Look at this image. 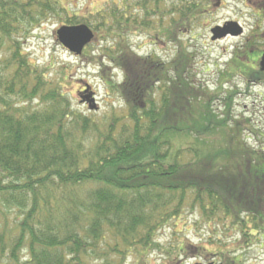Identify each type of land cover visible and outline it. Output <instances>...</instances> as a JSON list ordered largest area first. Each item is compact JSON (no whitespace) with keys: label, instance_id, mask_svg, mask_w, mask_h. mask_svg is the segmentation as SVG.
<instances>
[{"label":"trees","instance_id":"16d2710c","mask_svg":"<svg viewBox=\"0 0 264 264\" xmlns=\"http://www.w3.org/2000/svg\"><path fill=\"white\" fill-rule=\"evenodd\" d=\"M133 1L78 14L61 0H0V264H126L129 254L148 264L154 252L166 264H242L264 236V146L248 144L246 132L264 135L233 114L235 90L220 95L233 72L213 90L201 86L180 38L218 0ZM52 18L94 31L99 49L82 54L122 73L121 82L106 74V84L124 111L74 110L50 66L29 57L24 41ZM138 34L174 42V57L138 55L129 42ZM187 214L206 238H157L166 227L176 234Z\"/></svg>","mask_w":264,"mask_h":264},{"label":"rangeland","instance_id":"374dc122","mask_svg":"<svg viewBox=\"0 0 264 264\" xmlns=\"http://www.w3.org/2000/svg\"><path fill=\"white\" fill-rule=\"evenodd\" d=\"M61 1L69 6L70 13L84 14L86 11H92L93 8L97 9L103 0ZM230 19L238 20L244 26L245 33H252L259 29L264 30V0H249L248 2L246 0H223V6L214 7L203 22L180 34L182 40L190 42L188 50L193 55L191 72L194 80L209 90H213L217 86L221 72L226 69L227 62L230 60V46L236 40H211L209 28ZM59 25L60 21L52 18L33 31V35L24 41L25 51L29 53V57L38 66H50L48 78L59 85L74 110L92 116L109 114L112 107H115L117 113L124 111L122 99L115 90H111L106 84V74L108 77L111 76L112 80L121 82L122 73L102 59L100 62L105 64L106 69L101 71L99 63L88 61L83 54L76 56L67 51L58 43L54 34V30ZM129 42L138 55L145 56L154 53L164 62L174 57L177 48V44L174 42H153L146 35L140 34L130 35ZM90 45L91 51H97L100 41L96 39ZM224 48H226L225 51ZM255 76L260 78L261 75L256 74ZM248 78L252 77L248 75ZM263 80H259L261 83H246L241 76L232 75L229 81L223 84L220 95L224 97L230 90H235L233 93V114L238 115L239 118L248 119L250 125L264 135ZM89 104L94 108L90 109ZM246 136H248L246 140L248 144L264 146V137L259 133L247 131ZM6 215L9 221H18L16 219L17 210L7 211ZM195 220V215L187 214L174 227L177 235L172 234L166 227L159 232L157 238L162 243L171 241L174 237L186 238L194 243L200 242L202 236L207 234V229L205 224L200 227L194 225ZM233 239L234 237H229V240H226L228 244H231ZM20 256L21 262L27 258L24 250L20 252ZM163 258H165L163 255L154 252L150 256L148 264H166ZM212 260L211 258L189 257L177 264H210L209 262ZM2 261L4 264H15L6 258ZM133 261V255L129 254L125 263L131 264ZM242 264H264V236L247 248Z\"/></svg>","mask_w":264,"mask_h":264},{"label":"flooded vegetation","instance_id":"af4514ba","mask_svg":"<svg viewBox=\"0 0 264 264\" xmlns=\"http://www.w3.org/2000/svg\"><path fill=\"white\" fill-rule=\"evenodd\" d=\"M249 0H246L248 2ZM219 7L223 6V0H218ZM232 22L237 23L235 28L240 29L239 34H226L219 37L217 40L225 41L228 39H236L233 41L230 51V60L227 62L225 70L233 72V75L241 76L244 81L250 83H261L260 78L255 79L254 75L264 73L260 69V57L264 53V30L252 31V33H245L244 26L236 19L224 20L219 25L221 27H229ZM257 28H260L257 26ZM260 33V34H258ZM226 48H224V51ZM248 75L252 78L249 79ZM264 83V80L262 81Z\"/></svg>","mask_w":264,"mask_h":264},{"label":"water","instance_id":"95a60500","mask_svg":"<svg viewBox=\"0 0 264 264\" xmlns=\"http://www.w3.org/2000/svg\"><path fill=\"white\" fill-rule=\"evenodd\" d=\"M229 27H220L218 25L211 29V39L215 40L226 34H239L240 29L235 28L236 23H231ZM55 36L57 41L66 48L69 52L80 55L85 45L91 42L94 37L92 29L86 23H78L73 25L62 24L55 29ZM260 69L264 71V53L260 58ZM92 101V100H91ZM89 108L94 106L89 104Z\"/></svg>","mask_w":264,"mask_h":264}]
</instances>
